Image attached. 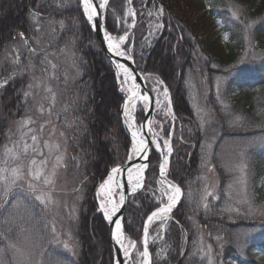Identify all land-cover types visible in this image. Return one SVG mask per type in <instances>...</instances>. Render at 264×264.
<instances>
[{
    "label": "trees",
    "instance_id": "obj_1",
    "mask_svg": "<svg viewBox=\"0 0 264 264\" xmlns=\"http://www.w3.org/2000/svg\"><path fill=\"white\" fill-rule=\"evenodd\" d=\"M152 1L165 5V18L170 23L160 39L145 47L140 28L145 18L137 15V26L131 32L134 63L147 74L149 87L156 78L168 85L176 118L175 134L185 137L191 128L197 139L189 154L187 146L180 148L174 142L168 178L181 186L183 198L164 223L160 244L149 243L153 260L157 264H264L257 258V254L264 256V0H202L220 20L221 31L228 35L224 58L211 52L195 29L194 17L181 14L177 0ZM181 2L178 0V4ZM137 8L140 12V5ZM110 9L109 5L105 28L117 34L124 32L116 28ZM33 13L43 18L33 19ZM19 33H24L35 48V64H40L45 53L69 48L79 68L78 77L59 88L63 109L58 121L67 142L63 168L69 185L80 194L78 213L73 224L61 218L46 223L36 215V238L32 243L36 261L51 254L64 264H112L108 228L97 213L94 193L108 170L124 161L128 150L129 140L119 113L122 97L113 70L84 24L77 0H0V56L20 40ZM23 73L0 91V111L2 105L7 108L9 119L22 113L21 99L28 81V72ZM195 89L204 97L202 106L211 114L203 125L194 121L190 93ZM1 116L0 112L2 139L5 126ZM156 117L160 124L167 123V129L169 119H161L159 114ZM236 117H240L238 122ZM208 139L214 144L208 165L212 187L204 182L206 167L199 148L200 141ZM156 161L153 154V165ZM240 163L246 165L240 193L243 196L236 193L238 179L235 184L231 182ZM154 171L155 167L150 168V173ZM207 192L213 196L205 201L202 197ZM236 196L239 203L234 202ZM135 199L139 207L128 203L125 217L128 220L131 210H136L134 230L141 235L152 201L143 192ZM1 220L0 229H4ZM157 227L154 224L153 228ZM15 229H5L0 243L4 237H15ZM125 232L136 235L133 228ZM64 242L70 250L64 249Z\"/></svg>",
    "mask_w": 264,
    "mask_h": 264
},
{
    "label": "rangeland",
    "instance_id": "obj_2",
    "mask_svg": "<svg viewBox=\"0 0 264 264\" xmlns=\"http://www.w3.org/2000/svg\"><path fill=\"white\" fill-rule=\"evenodd\" d=\"M152 2L155 3L154 1ZM137 4L140 5L141 10L143 8L142 14L145 18V24L141 25L142 27H140L142 28L143 33L141 36V44L142 46L147 47L154 39L158 40L159 35L163 33L162 30H154L155 24L160 23L161 21L147 15L148 11L152 10L151 5L150 3H148V1L143 0L142 5V0H138L136 2H134L133 0L131 7L136 10L137 13L141 16L142 14L141 11L139 12ZM109 5L111 6V12L114 13V15L112 14V18L113 21L115 20L117 29H124L127 25H131V18L127 19V25L122 23V21L125 19V13L127 12L129 7L127 0H109ZM177 7L181 10V14L187 15L188 17L190 16L192 18L194 17L196 21L195 29L198 30L201 38L206 41L207 44H209L211 52L216 56L222 58L226 57L227 49L225 43L227 39H225V36L228 37V35L227 33L221 31L220 20L217 19L213 13H210L208 11V8L204 1L182 0L181 4H178L177 0ZM106 13L104 14V19ZM133 29L134 28H131L129 30L130 40L128 41V47L132 50L133 44L131 42V32H133ZM164 29H166V27ZM108 32L114 36L124 34V32L120 33V31L118 34L110 31ZM25 47L26 46L23 44V42L19 40L14 43L12 47L6 48L4 53H2V55L0 56V91L3 87H5V79H7L8 77H13V79L11 80L13 81L16 78H20L24 74L21 73V70L27 68L28 81L24 93H29L26 98L24 97V95H22L21 102L23 104V109L20 117L13 116L9 119V112L6 111L5 109L7 108L2 105L3 110H1L0 112L2 114L1 118L3 119L5 131L4 137L2 139L0 137V169L6 168L8 169V173H10L11 168L18 167L22 168L26 173L29 168H33L34 170L37 168H43V174L39 180H34L29 177L22 184L18 181L16 187L13 190V194L8 197V200L10 201L9 203L5 204V201L3 199H0V219H2L1 224L5 227L4 229H0V234L3 237L5 229L12 226H15L16 228L13 235L15 237H11L9 235L6 238L4 237V239H2L0 243V264H8L7 258L9 256L16 255L12 252L10 247L11 245H16L18 248H20L24 253V258L30 257V264H39L36 261L37 253H35L34 251L35 245L32 246V243L36 238L34 230L37 229L38 223L36 215L41 216V218L46 223L58 222V220H60L59 218H61V220H72L73 224L77 217L80 199V194L79 192H77V188L72 189V186L69 185L70 180L66 177V172L63 168L66 163L65 147L67 142L65 140V134L63 133V136H61L62 130L60 131V129H58V127H60L61 125L58 121L63 109L59 90L61 89L62 85V87L69 85V83L73 82L79 75V68L76 63L74 53L71 52L69 48L60 49L58 50V52L53 51L51 52V54L45 53V55L41 57L42 63L40 61V64L37 65L34 61L36 52H26ZM53 64L56 65L55 68L52 67ZM143 73L145 74L144 78H147V74L145 72ZM29 85H31V87H29ZM49 88L52 90L51 92L47 91V89ZM196 90L197 89L193 90L190 93L195 108L194 121L198 122L200 125H203V123L207 119L211 118V114L209 112V109L202 106L204 97L202 98L201 96H199V93ZM117 91L119 94L121 93L118 83ZM153 94L154 96L156 95V93ZM122 101L123 99L121 100V102ZM41 107H43L44 109L43 113L40 112ZM136 111V117L138 119V115H142L143 113L140 112V109L138 107ZM166 111V109H155V112L159 113L161 119L162 117L169 119L170 124L168 125L167 129H173L171 136L173 153L175 148L174 142H176L179 143L178 147L180 148L183 146H187L189 154V151L193 150V148L197 144V139L194 136V130H191V128H189L188 130L190 132L187 136L178 137L174 131V124L176 121L173 122L172 120V116L174 114L172 113V115L166 116ZM214 118L215 115L213 119ZM22 121H28V123L22 124ZM166 124L167 123H163L164 126ZM41 125H43L42 131ZM155 130L159 132L164 139H169L167 133L161 132V129L159 127H157ZM32 135H36L38 137L39 151L34 153L32 151V148L29 147L27 153L25 154L24 145L28 144L31 146L33 144L31 140ZM45 141H47L49 146L59 144L60 147L58 150L53 148L50 153L49 147H46L44 144ZM204 145H210V147H202ZM213 146V141L210 139L206 140L204 143L200 141L199 144L200 153L204 158L203 166L206 167L204 168V182L209 183L211 187L214 186V181L211 180L212 172L209 170L208 165L210 164L209 156L211 155ZM41 152L43 153V155H40ZM14 156L19 157V159L15 162H13ZM57 157H60L59 162H57ZM32 160H36V165H32ZM42 160H47V164L41 165ZM157 162L158 160L155 162V165H157ZM54 166L55 175H53ZM234 170L235 175L231 182L235 184L238 179L237 188L239 193H236L238 196H243L240 193L243 192V184L245 181L244 179L243 182L241 181V176L243 175L244 177L245 173L241 174L236 168ZM8 173L0 172V177H3ZM45 177H51L53 183L50 185H45L43 182ZM146 179L149 183V188L155 189L159 187L155 183V181L159 179L156 167L154 172L150 173L149 171V173L146 174ZM200 182H203V178H200ZM29 183L34 185V193H29L26 191ZM0 184H2V180H0ZM231 185L229 187H231ZM204 188L205 185H203V189ZM41 193H48L51 195L52 202L48 205L47 208L40 205V203L34 199L35 195H40ZM143 195H146V199L152 201L150 192L146 190L145 192H143ZM116 199H118V196L116 197ZM234 202L239 203L240 198L236 196L234 198ZM133 206L138 208L139 204L137 203ZM136 220L137 212L135 209H132L127 221L131 223L133 229L137 226ZM164 223L165 221H154L149 225V241L153 240V242L155 241L156 244H160V241L163 238L162 233L164 230ZM72 224L69 225V227H72ZM154 224H158L157 229L160 232H158L157 229L153 228ZM132 228H129L130 232L132 231ZM158 234H160V236L154 238ZM126 236L131 240H138L142 243V234L140 236H136L133 233L130 234L126 232ZM10 237L12 239L14 238V240H12ZM125 243H127V240L125 241ZM140 250L142 251V247L140 248ZM158 251L162 250L158 248ZM257 258L259 261L264 262V256H262V254H257ZM12 264H18V261L16 259H13Z\"/></svg>",
    "mask_w": 264,
    "mask_h": 264
},
{
    "label": "snow or ice",
    "instance_id": "obj_3",
    "mask_svg": "<svg viewBox=\"0 0 264 264\" xmlns=\"http://www.w3.org/2000/svg\"><path fill=\"white\" fill-rule=\"evenodd\" d=\"M128 10L125 13V19L122 23L127 25V19L131 18V25H127L124 28V34L114 36L107 31L101 23V17L106 13L109 0H77V10L83 19L84 24L87 25L89 31H100L103 30L102 44H106L107 51L112 57L116 58L114 61L116 69V78L119 81V90L121 93L126 94L123 97L122 105V125L130 133V139L128 145H130L129 152L127 154L128 164L125 166L123 163L117 164L110 168L107 172L106 178H102L101 182L95 192V196L98 199L97 209L102 214V218L114 225V228L110 230V241H114L116 245V256L112 261V264H157L153 260V255L149 249V225L154 221H167L173 210L182 202L183 190L181 186L167 178L170 166V156L173 154V147L171 144V136L173 129H166L163 124H160L150 117L153 115V109L164 110L166 109L165 115H172L173 106L170 99L169 87L165 83L164 79L157 78L153 82L152 87L146 88L142 83L138 82L141 77L138 76L135 71L123 61H134L132 55V49L128 47V41L130 40L129 30L134 28L137 24V11L134 10L131 5L133 0H127ZM151 5L150 11L147 15L154 17L156 20L161 21L155 24L154 30H163L170 21H166L165 18V5L160 3H153L149 0ZM143 5V0H142ZM44 6H41L43 8ZM143 8L141 10L142 14ZM33 19H42L38 13L32 14ZM63 26V21L60 22ZM115 27V25H114ZM247 27H251L248 25ZM38 31V29H37ZM19 38L23 44L28 48L30 53H35V48L29 46V40L25 37L24 33H19ZM227 39V36H225ZM122 58V59H121ZM18 63V60H17ZM42 63V61H41ZM53 68L56 65H52ZM215 67V66H213ZM28 71L27 68L22 69L21 73ZM13 77H8L4 81L6 86ZM31 87V85H29ZM219 88V86H218ZM218 90V89H217ZM47 91L51 92L49 88ZM152 93H156L155 96ZM26 98L29 93H23ZM162 97V99H161ZM141 113H147L140 120L137 119L134 113L136 112L137 106ZM44 109L41 107L40 112L43 113ZM158 114V113H157ZM175 116H172L173 122ZM238 122L240 117L235 118ZM22 124L28 123V121H22ZM159 127L161 132H166L169 139H164L161 134L155 129ZM43 125H41V131ZM63 136V133H61ZM33 144L24 145V152L27 153L29 147L32 151L38 152V137L36 135L31 136ZM46 147H49L51 153L52 149H59L60 145L49 146L47 141L44 142ZM126 145V146H128ZM202 147H210V145H204ZM156 155L158 164L153 165L152 156ZM40 155H43L41 152ZM242 155V154H241ZM19 157L14 156L13 162L17 161ZM60 157H57L59 162ZM47 160H42L41 165H46ZM32 165H36V160H32ZM158 168L159 179L155 183L159 186L158 188H149L146 179V174L149 173L150 168ZM215 167V166H211ZM236 169L241 173L246 172V165L243 163L236 166ZM0 172L8 173V169H0ZM43 174V168H29L27 172L22 168L13 167L10 173L0 177L2 184H0V199L5 201V204L9 203L8 197L13 194V190L16 187L18 181L22 184L29 177L34 180H39ZM55 175V166L53 170ZM243 175L241 181L243 182ZM44 184L50 185L53 183L51 177L44 178ZM148 191L151 193L152 202L149 206V212H146L147 219L142 223V243L138 240L129 239L126 234V228H131V223L126 220L123 216L122 210L127 207L128 203L133 205L137 204L136 197L142 192ZM29 193L35 192L33 184L29 183L26 190ZM118 196V199L116 197ZM212 192H207L202 197L203 200L207 201L208 198L212 197ZM34 199L45 208L48 207L52 202L51 195L48 193H41L35 195ZM204 208H208V204L205 203ZM154 208V210H151ZM178 223V222H177ZM55 233V226L52 228ZM137 236H140V232L133 229ZM127 240V243L125 241ZM11 250L15 253V256H9L8 264H12V260L16 259L18 264H30V257L24 258V253L16 245H11ZM64 249H69V244L64 242ZM142 247V251L140 248ZM210 247V246H209ZM45 258L39 261V264H64L62 260L51 254H44Z\"/></svg>",
    "mask_w": 264,
    "mask_h": 264
},
{
    "label": "water",
    "instance_id": "obj_4",
    "mask_svg": "<svg viewBox=\"0 0 264 264\" xmlns=\"http://www.w3.org/2000/svg\"><path fill=\"white\" fill-rule=\"evenodd\" d=\"M101 23H102V25L105 28V25H104V22H103V15L101 17ZM103 30L104 29L102 28L100 31L93 30L91 32H92L93 36L95 37V39L100 43L101 49L103 51V54L109 60L111 66L113 68V71H114V73L116 75L115 63L112 62L116 58L112 57L111 54L107 51L106 44H102L101 43L102 40H103ZM123 62H125L128 66H130L135 71V73H137L138 76L141 77V79L138 80V82L142 83L147 88L146 83H145V78H144V75L145 74L143 72H141L139 69H137V67L135 66L134 62L133 61H123ZM121 94H122L123 97L125 96V94H123V93H121ZM122 105H123V101H122V104H121V109H122ZM121 109H120V113H121V117H122ZM145 115H147V113H145ZM152 117H153V115L150 117V119H152ZM125 132L127 133L128 137L130 139V133L128 132L127 129H125ZM127 164H128V161H126L124 163L125 166H127ZM125 210H126V207L122 210L123 216L125 215ZM106 225H107V228H108V241H109V245H110V250L112 252V256H113V259H114L115 256H116V245H115V242L114 241H110V230H112L114 228V225L113 224H110L108 221H106Z\"/></svg>",
    "mask_w": 264,
    "mask_h": 264
},
{
    "label": "bare ground",
    "instance_id": "obj_5",
    "mask_svg": "<svg viewBox=\"0 0 264 264\" xmlns=\"http://www.w3.org/2000/svg\"><path fill=\"white\" fill-rule=\"evenodd\" d=\"M97 213H99L101 216H102V214L98 211V209H97ZM104 220V219H103Z\"/></svg>",
    "mask_w": 264,
    "mask_h": 264
}]
</instances>
